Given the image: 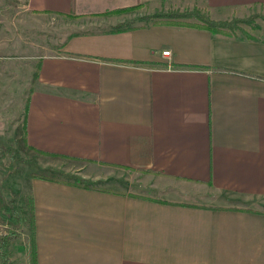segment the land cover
I'll return each instance as SVG.
<instances>
[{"label":"crops","instance_id":"1","mask_svg":"<svg viewBox=\"0 0 264 264\" xmlns=\"http://www.w3.org/2000/svg\"><path fill=\"white\" fill-rule=\"evenodd\" d=\"M136 3L264 6L22 1L81 17ZM21 129L32 152L136 171L151 190L30 177L36 264H264V27L255 38L174 24L71 35L39 59Z\"/></svg>","mask_w":264,"mask_h":264},{"label":"rangeland","instance_id":"2","mask_svg":"<svg viewBox=\"0 0 264 264\" xmlns=\"http://www.w3.org/2000/svg\"><path fill=\"white\" fill-rule=\"evenodd\" d=\"M22 1L0 0V198L26 215V196L31 189L29 179L32 176L42 177L41 174L46 175L43 178L71 179L84 185H103L113 182L114 178H122L123 184L127 183L132 189L150 190L146 181L141 180L142 173L136 171H124V176L116 177L106 173L104 167L89 163L68 166L71 164L32 152L23 141V107L31 89L36 87L39 59L43 55L60 52L71 34L108 31L121 22L140 24V16L153 12L200 7H181L178 4L152 7L142 4L140 8L126 13L113 11L91 17H69L31 12L24 8ZM207 14L213 19H245L247 21L239 22V26L250 33L254 32L251 25L264 27L262 5ZM237 33L243 35L240 30ZM196 197L200 199V196ZM260 204V201L251 202L253 206ZM5 230L6 226L0 221V234L8 235ZM29 241L25 227L8 238L7 264H29Z\"/></svg>","mask_w":264,"mask_h":264},{"label":"trees","instance_id":"3","mask_svg":"<svg viewBox=\"0 0 264 264\" xmlns=\"http://www.w3.org/2000/svg\"><path fill=\"white\" fill-rule=\"evenodd\" d=\"M142 3H136L133 5L125 6L122 8H116L107 12L99 13L97 15L106 14L113 11L118 12H130L137 8H140ZM63 16L69 17H81L79 14L74 13H60ZM141 19L140 24L132 25L126 23H118L111 26L108 31L116 32L121 30H126L129 28L137 26H145L150 24H174V25H185L191 27H198L208 30L212 33H221L225 35H238L237 31H241L245 37H259L262 26L251 25L254 32L250 33L247 30H243L239 26V22L247 21L245 19L231 18L229 20L213 19L211 18L203 9H189V10H166L165 12H153L149 14H144L139 17ZM72 35V34H71ZM36 66V75H37ZM28 97L26 98L25 108L27 105ZM46 177V175H42ZM53 179V178H51ZM86 186V185H85ZM26 215H22L20 211L13 208L9 202H5L0 198V221L6 226L8 235L0 234V264H7L9 259V251L7 249L8 238L13 236L16 231L21 230L25 227L26 234L30 240L31 252H30V262L29 264H36V246H35V236H34V218H33V203L31 192L26 196ZM18 228V230H16Z\"/></svg>","mask_w":264,"mask_h":264},{"label":"built area","instance_id":"4","mask_svg":"<svg viewBox=\"0 0 264 264\" xmlns=\"http://www.w3.org/2000/svg\"><path fill=\"white\" fill-rule=\"evenodd\" d=\"M161 54H162V55H169V49H163V50L161 51Z\"/></svg>","mask_w":264,"mask_h":264}]
</instances>
